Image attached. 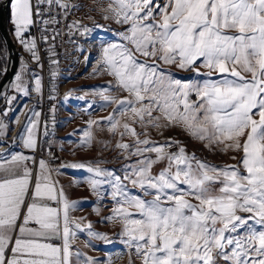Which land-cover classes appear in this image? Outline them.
Returning a JSON list of instances; mask_svg holds the SVG:
<instances>
[{"label": "snow or ice", "instance_id": "1", "mask_svg": "<svg viewBox=\"0 0 264 264\" xmlns=\"http://www.w3.org/2000/svg\"><path fill=\"white\" fill-rule=\"evenodd\" d=\"M3 4L5 0H0ZM6 6L15 37L43 70L42 50L31 29L39 24L43 42L55 41L60 33L54 30L47 35L49 27L59 25L79 10V5L72 0H7ZM103 11L107 13L103 19L123 30L104 29L113 31L118 42L102 48L95 74L111 76L115 83L81 91L97 93L106 106L116 107L109 117L88 121L87 128L77 129L70 137L82 134L81 145L90 147L92 125L106 124L115 130L119 117L130 113L134 123L143 128L183 124L193 137L209 145L234 140L224 151H243L240 167L244 172L232 165L217 168L206 164L183 146L167 151L179 142L141 140L140 135L148 133H138L128 123H124L121 137L130 134L135 143L118 146L131 149L130 156L142 159L129 165L123 177L91 162H62L59 167L102 178L83 181L97 196H101L103 184L111 186L117 207L105 220H122L124 228L118 239L143 264H264V0H108ZM71 27L80 34L93 30L79 22ZM95 27L103 29V25ZM54 47L49 48L53 56ZM163 65L197 76L205 75L200 72L205 68L207 79L181 81L165 72ZM25 68L26 72L14 74L7 89L0 88V104L4 105L0 109V148L9 123L19 124L18 118L8 120L9 113L16 110L14 102L18 96L30 98L34 91L37 105L28 110L12 147L20 144L35 153L39 151L38 133L49 135V124L40 120L42 112L37 110L44 95L43 78L27 65ZM6 72L0 65V75ZM213 73H218L219 79H214ZM110 91L126 95L119 98L108 95ZM193 94L196 101L189 98ZM71 97L72 93L67 94L64 103ZM48 98L55 99L51 93ZM92 106L91 102L87 105ZM25 107L21 106L20 113ZM55 111L49 109L50 114ZM246 132L241 144L239 138ZM147 153H155V158ZM48 156L52 157L50 151ZM29 163L37 168L35 178ZM158 163L166 166L154 173L153 166ZM52 172L51 159L37 161L35 155L0 151V264H71V240L77 238V231L89 238L90 248H95L92 240L114 243L107 234L95 231L90 222L83 228L80 223L70 228L69 210L87 202L70 203L63 188L54 187ZM129 184L138 187L143 196L132 194ZM147 196L152 199L143 198ZM189 196L197 203L190 202ZM96 212L99 214L98 209ZM56 239L62 241L60 246L52 243ZM75 256L78 264H113L111 257L100 261L79 250Z\"/></svg>", "mask_w": 264, "mask_h": 264}, {"label": "rangeland", "instance_id": "2", "mask_svg": "<svg viewBox=\"0 0 264 264\" xmlns=\"http://www.w3.org/2000/svg\"><path fill=\"white\" fill-rule=\"evenodd\" d=\"M74 5H79V10L73 11V22H79L81 26L92 28L93 30L87 34H82V37L74 45V49L67 50L66 56L63 57V60H58L59 63L56 64V67L52 72H56L54 84H53V96L55 99H52L53 107L56 99H61L66 97L67 94L72 93V98L77 96H83V100H76L80 103L82 108H86L87 118L83 120L85 122V128L88 127V121L95 120L99 122V118L95 117V111L99 110V94L93 93L90 91H81L82 89H93L99 86L108 85L110 82L115 83L111 76L106 74L96 75V71L99 67L98 61L101 57L102 48L107 46L108 43L118 42V38L115 36L113 31H105L104 29H111L116 31H122L120 25L114 23L112 20H106L102 17L107 13L103 9L108 8V0H73ZM1 7V5H0ZM96 25H103V29L95 27ZM49 27V29H51ZM9 30L11 36L17 44L20 56V64L16 74L21 73V71H27L25 65L28 68L35 70V73L41 76L42 70L37 67L36 62L31 58V54L28 53L24 46L19 43L17 38L13 33V25L9 20ZM50 34V33H49ZM231 35H237L236 32L229 33ZM27 35V34H26ZM51 35V34H50ZM31 36H34V27L31 29ZM4 41V39H3ZM56 41H49L47 44V53L51 45H55ZM74 54L75 56H73ZM8 52L4 41L3 49L1 50L0 56V65L6 67L8 66ZM140 60H145L144 57H139ZM151 63L152 61H148ZM165 72H170L174 75L176 79L186 82H203L207 79L208 69L201 68L200 72L205 75L197 76L195 72L191 71H181L175 66L163 65L162 66ZM239 70V66H237ZM51 72V73H52ZM247 79H251V76L248 73H243ZM3 75H0V81ZM212 77L214 79H219L218 73H213ZM27 78V77H26ZM34 87V84H33ZM66 87V88H65ZM108 95L123 98L126 94L115 91H110ZM190 100L196 101L197 97L193 94L190 97ZM38 94L34 91L31 94L30 98L21 100L20 105H16L17 113H20L21 106L27 105L24 108L23 112L20 113L22 116L19 118L20 124L25 123V119L28 115V110L37 105ZM98 99V100H97ZM59 101V100H58ZM92 103V107L88 108L87 105ZM106 106V105H105ZM114 105V110H115ZM38 111L41 110L40 106L37 108ZM114 112V111H113ZM158 113L154 112L153 115ZM162 115V114H161ZM54 124L52 123V134H53V144L59 149L60 139L57 138L58 131L56 127L61 126L59 118L53 114ZM134 117L129 113L127 115L119 117L120 124L115 130H111L106 124L101 127L102 131L99 132V127L97 125H92L91 131L93 135V141L90 147L84 146L88 150L87 158L84 163L91 162L95 167H99L103 170H108L114 172L116 175L123 177L125 175V170L129 165H135L137 160L142 159V157H137L135 155H129L131 150H123L118 145L125 143L128 145H133L135 143V138L130 134L121 137V133L124 132L123 125L128 123L131 127H134L138 133H148L147 136L140 135L139 139H149L151 141L163 143L165 140L178 141L179 145L167 149V151L175 152L179 146H183L189 154H194L195 157L205 162L209 165H214L217 168H226L229 165L236 166L240 168L241 172H244V169L240 167V161L244 156L243 151H236L233 149H228L224 151L226 145L233 144L235 141H225L220 145H209L207 141H201L193 137L186 129L183 124H174L169 128H143L134 123ZM254 119H259L258 116H255ZM163 122V121H162ZM22 124V125H23ZM84 128V129H85ZM107 128V129H105ZM105 129V130H104ZM110 132V133H108ZM247 132L245 136L239 138V142L244 144L246 141ZM81 139H84L83 135ZM146 155L155 158V153H147ZM235 157V159H233ZM44 159V158H42ZM60 165L62 163L61 152L59 156ZM59 165V166H60ZM52 168L53 171L59 168ZM166 165L164 163H158L153 166L152 171L154 173L158 172L160 169L164 168ZM73 175L81 176L82 180L92 177L90 173L86 171L76 172ZM127 183V181H125ZM90 191L91 188L88 186ZM132 194L141 195V190L138 187H131ZM220 184L217 183L215 188H219ZM101 196L95 195L93 198L87 200V206L89 207L88 213L83 217L81 222V227H86L87 223H92L94 230L97 232L107 234L114 243L105 244L98 240H92V244L95 245V248L88 247V237L77 231V238L71 240V250L73 255L70 257L71 264H78L77 258L75 256V251L79 250L84 253L86 256L92 257L96 260L104 261L109 257L112 258L113 264H143L142 260L136 257L132 250L125 249V246L120 243L118 236L124 228V224L120 218H117L112 221H106V217L113 216V209L117 207L116 202L111 196L112 188L109 184H103L100 188ZM147 200H151L152 196L143 197ZM192 203H197L190 196L186 197ZM96 209L99 210L97 214ZM130 212L135 213V209H129ZM242 215H247L241 213ZM259 228V226H256ZM58 244L57 246H60ZM123 254L122 256L120 255ZM83 257H81V261ZM223 264V261L220 262Z\"/></svg>", "mask_w": 264, "mask_h": 264}, {"label": "crops", "instance_id": "3", "mask_svg": "<svg viewBox=\"0 0 264 264\" xmlns=\"http://www.w3.org/2000/svg\"><path fill=\"white\" fill-rule=\"evenodd\" d=\"M13 82V81H12ZM66 88V87H65ZM25 100L26 98H20L18 96V100L14 102L15 105H20L21 100ZM59 100V101H58ZM77 99L70 98L68 100V103L65 104V97H62L61 99H56V102H54V108L56 109L55 115L57 118H59V122H61V126L56 127L58 132L57 138L60 139V145L59 149L61 152V158L62 162L67 163H79V162H85L87 158L88 150L84 146L81 145V139L82 134H78L75 137H70V133L76 132L77 129H84L85 122H83L84 119L87 118L86 108H82L80 106L79 102H76ZM98 100V99H97ZM105 101L103 98L99 95V110H93L95 111V117L99 118V121L104 120L105 118L109 117L113 111H114V105L112 106H104ZM4 107L3 104H0V109ZM17 110V107H16ZM16 110L14 112H10L8 116L9 121H13L15 118H20L22 114H19L17 116ZM71 119L70 123H65L66 121H69ZM16 123H9V131L7 134V137L5 140L15 131L16 135L20 134L22 127L24 124ZM102 126L99 127V132L102 131ZM107 129V128H105ZM104 129V130H105ZM110 133V132H108ZM69 139H71V143L67 142ZM4 140V141H5ZM15 152H23L25 154L31 155L32 153L29 152V150L23 148L22 145H19L15 150ZM57 172H60L61 174L57 175ZM76 172H81L78 170H72V169H62L58 168L55 171L52 172L51 180L54 183V187L56 189L63 188L65 195L67 196L70 203H77L81 201H86L89 198H94L95 194H93L92 191L89 190L87 187V183H84L81 176L73 175ZM80 181V186H76L77 182ZM53 207H56L55 202H49ZM55 204V205H54ZM89 207L86 203L80 204L79 208L77 209H70L69 210V226L70 228H73L75 224L80 223V220L83 219L88 213ZM31 226V225H30ZM53 244L58 245L62 243L61 240L56 239L52 241Z\"/></svg>", "mask_w": 264, "mask_h": 264}, {"label": "built area", "instance_id": "4", "mask_svg": "<svg viewBox=\"0 0 264 264\" xmlns=\"http://www.w3.org/2000/svg\"><path fill=\"white\" fill-rule=\"evenodd\" d=\"M73 1V0H72ZM73 11L66 16L64 20L61 21L59 25L52 26L51 29L48 30L46 33L47 35L51 36L53 31H59L60 35L56 38V44L54 47L55 55H49L47 53V44L43 42L41 37L42 26L37 24L34 27V37L37 38L38 45L40 47L41 56H42V63H43V70L41 73L42 84H43V98L41 100V112L42 115L40 120L47 121L49 124V135L44 136L42 133H38L39 138V151L32 153L31 155H35L36 160L39 161L40 159L44 158L45 160H52V168L58 167L60 165L59 156L60 152H58V148L53 144V134H52V121H53V114H50L49 109L53 107L52 99L50 100L49 93L53 95V84L55 77L51 76V72L56 67V64H52L51 60H63V57L66 56V51L69 49H74V45L81 39L82 34L78 33L75 28L71 27L73 23ZM75 22V21H74ZM51 27V26H50ZM51 35H50V34ZM75 56L74 54H72ZM17 135L15 131L4 141V145L0 148V151H14L20 144H17L15 148L12 147L13 141L16 139ZM52 153V157L48 156V152ZM29 167L33 169L34 178L37 171V168L29 163ZM55 205V204H54ZM53 206V205H51Z\"/></svg>", "mask_w": 264, "mask_h": 264}, {"label": "water", "instance_id": "5", "mask_svg": "<svg viewBox=\"0 0 264 264\" xmlns=\"http://www.w3.org/2000/svg\"><path fill=\"white\" fill-rule=\"evenodd\" d=\"M6 3L7 0L0 7V34L5 41L9 57L7 72L2 76L0 81V88L5 89L12 83L14 74L17 73L20 64L19 50L9 30L10 10L6 6Z\"/></svg>", "mask_w": 264, "mask_h": 264}, {"label": "trees", "instance_id": "6", "mask_svg": "<svg viewBox=\"0 0 264 264\" xmlns=\"http://www.w3.org/2000/svg\"><path fill=\"white\" fill-rule=\"evenodd\" d=\"M3 46H4V41H3V38L0 34V56H1V50L3 49Z\"/></svg>", "mask_w": 264, "mask_h": 264}]
</instances>
